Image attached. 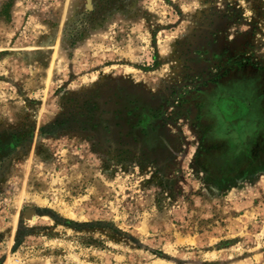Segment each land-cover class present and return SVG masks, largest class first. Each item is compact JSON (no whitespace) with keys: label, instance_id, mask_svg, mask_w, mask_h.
I'll list each match as a JSON object with an SVG mask.
<instances>
[{"label":"rangeland","instance_id":"374dc122","mask_svg":"<svg viewBox=\"0 0 264 264\" xmlns=\"http://www.w3.org/2000/svg\"><path fill=\"white\" fill-rule=\"evenodd\" d=\"M86 2L0 0V264H264V0Z\"/></svg>","mask_w":264,"mask_h":264},{"label":"flooded vegetation","instance_id":"af4514ba","mask_svg":"<svg viewBox=\"0 0 264 264\" xmlns=\"http://www.w3.org/2000/svg\"><path fill=\"white\" fill-rule=\"evenodd\" d=\"M230 73L226 74L227 83L224 87V90L228 94L237 93V94H241L243 97L246 96L248 93L247 91L253 89L254 83L252 82V79H246L243 75L242 76L240 75V77L239 76L235 77V75H234L235 72L233 73V71Z\"/></svg>","mask_w":264,"mask_h":264},{"label":"water","instance_id":"95a60500","mask_svg":"<svg viewBox=\"0 0 264 264\" xmlns=\"http://www.w3.org/2000/svg\"><path fill=\"white\" fill-rule=\"evenodd\" d=\"M87 2H86V6H87V8H91V0H86ZM29 210V212L31 211L32 212V214H33V209H31V208H28L27 210H26V213H27V211ZM26 213H25V215H26ZM26 218H30V217H26Z\"/></svg>","mask_w":264,"mask_h":264},{"label":"bare ground","instance_id":"6f19581e","mask_svg":"<svg viewBox=\"0 0 264 264\" xmlns=\"http://www.w3.org/2000/svg\"><path fill=\"white\" fill-rule=\"evenodd\" d=\"M25 216L31 218L32 217V212L31 211L29 212V210H28Z\"/></svg>","mask_w":264,"mask_h":264}]
</instances>
